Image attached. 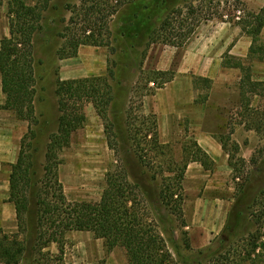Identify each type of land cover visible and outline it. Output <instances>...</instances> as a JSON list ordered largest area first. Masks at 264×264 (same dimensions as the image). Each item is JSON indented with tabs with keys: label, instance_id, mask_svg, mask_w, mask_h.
Listing matches in <instances>:
<instances>
[{
	"label": "rangeland",
	"instance_id": "rangeland-1",
	"mask_svg": "<svg viewBox=\"0 0 264 264\" xmlns=\"http://www.w3.org/2000/svg\"><path fill=\"white\" fill-rule=\"evenodd\" d=\"M5 1L7 9L3 11L1 6ZM9 1L2 0L0 5V21H7V24L9 19L5 20V15L8 14ZM23 1L30 6L37 4L35 0ZM117 1L103 0L105 15L117 5ZM209 1L198 0V3L207 4L209 11ZM153 2L138 0L123 7L116 16H107L105 22L102 21L107 24V32L104 33H111L104 37L109 38L114 51L112 54L107 47L99 50L107 56L104 57L107 58V71L103 76H108L112 87L113 102L108 109V122L99 117L92 103H85L86 122L73 134L69 146L62 149L57 154V160L51 163L58 165L57 181L71 203H99L106 188L107 175L123 163L135 164L138 179H141L142 163H151L149 176L157 177V186L164 181L167 183L173 176L169 171L176 169L180 173L186 166L183 209L186 225L190 221L191 226L190 229L185 228L181 221L172 220L180 245L179 252L184 257H193L196 250L185 248L187 239L192 243L191 232L199 238L202 235L209 239L206 228L221 219V216L195 214L198 199L207 213L213 203L228 207L230 211L245 203L242 221L223 254L232 258L248 245L250 236L256 235L258 230L264 231V46L261 50L256 48V53L250 55L252 41L247 35L234 25L214 20L204 22L184 48L158 43L153 44L145 55L149 38L141 39L136 30L147 25L149 29L144 35H149V31L160 27L168 14L166 8L158 9ZM242 2L247 10L255 13L264 9V0ZM178 3L177 7L183 6V2ZM69 5L80 6L81 0H53L49 10L42 13V28L34 39L38 123L33 127L36 134L32 142L34 168L32 186L27 192L29 204L24 215L25 233L19 227L15 205L10 202V177L30 124L20 120L13 111L0 112V236L27 241L33 249L37 232V194L44 193L47 187L50 195L58 190L55 179H51L53 175L48 177L45 171L47 147L50 137L58 132L61 116L56 95L57 82L73 80L72 77L77 75L75 70L80 69L81 64L78 57L64 60L59 57L65 43L62 38L65 27L69 25L77 33L82 32L83 24H69L73 16L67 8ZM233 5L234 0H218L211 10L225 13ZM259 43L264 45V29ZM233 49H236L234 54H229ZM227 54L231 59H225ZM238 60L244 63V71L224 64ZM216 64L221 67H215ZM165 72L180 73L181 80L176 83L178 89L174 90L175 93L161 90L166 87L169 75L159 73ZM214 73L218 85L213 99L203 103L205 97L209 99L213 92V84L210 88L202 81L197 87L188 88V83L193 81L194 84L195 77ZM245 74L250 75L251 82L241 88ZM158 94L161 95L159 98ZM4 102L1 100L0 104ZM150 115L157 117L159 125L163 124L164 138L170 141L166 144L161 142L159 128L163 149H157L151 140V122L144 120ZM203 130L211 132L221 150L217 163L207 154L214 163L211 170L197 161V156L201 157L198 154V147L201 148L198 138L205 145L210 139ZM7 141L14 144L8 155L5 154ZM29 142L28 138L26 143ZM64 246V253H61L58 244L53 242L43 250L44 255L33 252L31 261L33 264H129L124 249L109 251L106 241L96 238L91 232L66 233ZM219 260L215 258L205 264H227Z\"/></svg>",
	"mask_w": 264,
	"mask_h": 264
},
{
	"label": "trees",
	"instance_id": "trees-1",
	"mask_svg": "<svg viewBox=\"0 0 264 264\" xmlns=\"http://www.w3.org/2000/svg\"><path fill=\"white\" fill-rule=\"evenodd\" d=\"M35 1L37 2L35 6H30L23 0L8 2L10 35L0 41V73L3 93L6 96L5 103L0 104V111H13L20 120L30 124L28 136L22 141L18 161L12 166L10 177V202L15 205L19 227L23 233L24 215L29 204L27 192L32 186L34 168L32 142L36 134L33 127L38 123L35 109L37 89L34 39L42 28V13L49 10L53 0ZM137 1L118 0L117 5L106 15L103 0H81L80 6L69 5L67 8L73 15L69 24H83L82 32L77 33V30L74 31L69 25L65 27V33L62 35L65 43L59 51L61 60L76 58L82 46L107 47L113 54L109 38L104 37L111 33H104L107 32V24L102 21L106 20L107 16H116L123 7ZM180 1L183 2V6L177 7ZM216 1L218 0L209 1L208 11L207 4L198 3V0H154L153 3L158 5V9L166 8L168 14L160 27L149 31V35H144L149 29L147 25H142L136 30L141 39L149 38L144 54H147L153 44L158 43L183 48L204 22L214 20L234 25L247 35L252 41L250 55L256 53V48L261 50L264 46L259 43L264 29V9L255 13L247 10L242 0H234L233 7L227 9L225 13H220L219 10H211ZM133 23L136 26L135 22ZM226 58L231 59L229 54L225 56ZM224 64L244 71V63L241 60ZM159 74L169 75L165 83L175 78V72ZM202 81L211 88L212 81L202 77H195V87ZM247 82H251V79L250 75L245 74L241 88H244ZM56 95L61 116L58 132L50 137L47 147L48 163L45 171L48 177L53 175L51 179H55L58 190L50 195L47 187L44 193L37 194L38 218L34 249L27 241L2 235L0 264H33L31 261L33 252L44 255L43 250L53 242L57 243L59 251L64 253L66 233L72 231L93 233L96 238L106 241L109 251L115 248L124 249L129 264H205L215 258L226 261L227 264H264V231L261 230L250 236L248 245L240 253L234 254L232 258L223 255L242 221L245 203L232 208L224 230L208 247L196 251L193 257H184L180 254L178 236L172 220L177 219L186 227L183 209L185 203L183 180L186 166L180 173L176 169L169 171L173 176L171 175L167 183L164 181L162 185L157 186V177L149 176L148 169H152L151 163H142L141 179L136 176L135 164L123 163L116 171L107 175L106 188L99 203L68 201L56 178L58 165L51 162L57 160V154L69 146L73 134L86 122L85 103H92L99 117L108 122V109L113 102L112 87L108 76L59 80ZM207 100L208 96L202 102ZM144 120L151 122L153 129L151 140L155 147L163 149L159 141L157 117L145 116ZM28 138L30 142L26 143ZM110 146L114 148L113 145ZM198 154L201 157L197 156V161L205 169L211 170L214 163H211L207 153L198 147ZM185 248L192 250L189 239L185 241Z\"/></svg>",
	"mask_w": 264,
	"mask_h": 264
},
{
	"label": "crops",
	"instance_id": "crops-1",
	"mask_svg": "<svg viewBox=\"0 0 264 264\" xmlns=\"http://www.w3.org/2000/svg\"><path fill=\"white\" fill-rule=\"evenodd\" d=\"M1 9H3V11H6V9H7V2L6 1L1 6ZM7 18L8 17L5 15V20H7ZM8 24H9V20H8ZM8 24H7V21H2V20L0 21V40L5 38V37H9L10 27L8 26ZM243 39H244V37H243ZM250 47H251V44L249 45V49H250ZM102 48L103 47L82 46L79 49V53H78L77 57L79 58V61H81V64H80V67H79L80 69L75 70V73L77 75L75 77H72L73 80H75L76 78L77 79H82V78H92V77H103V75L106 74V71H107V65H106L107 64V58L104 59V57H107V56L104 54V52L99 51ZM177 49H180V48H177ZM235 50L236 49H233V50L229 51V54H234L233 52ZM212 53H214V52H212ZM216 66L221 67V65H217V64L215 65V67ZM171 69H174V68L171 67ZM214 70H215V68H214ZM178 72H180V71L178 70ZM194 76H192V79L194 78ZM204 76L205 77H202V78L210 79V80H212V82L214 80V82H215V83L214 82L212 83L213 84V92H211V94L209 95V99L207 100V101H209V100L211 101L213 99V96H214V91L217 88L216 86L218 85V81L215 80V79H217V75L214 73V74H205ZM179 78H180V73L176 74L175 78L173 79V81L168 82L165 85L166 87L164 89H161V90L163 92L164 91L173 92L175 89L177 90L178 88L176 87L177 86L176 83L179 80H181ZM188 86H189L188 88H191V87L194 88L193 81L192 82L189 81ZM192 92H193V94H195V92L193 90H192ZM174 93H175V91H174ZM169 94H172V93H169ZM176 94L179 95V92L176 91ZM156 96H157V98H159L161 95L158 94ZM183 97H184V95H183ZM1 100L2 101H4V100L6 101V96L3 93L2 78H1V73H0V101ZM199 117L203 118V115H199ZM159 128H160V140H161V142L164 143V144H166L167 142H170V141H167L164 138V135H163L164 128H163V124L162 123H161V125H159ZM203 131H204V133L207 136H210L211 140L208 138L209 140L206 141L207 144L205 145L202 142V140L200 138H198L199 139V146L207 154H209V156L211 155L212 160L215 163H217V162H219V159H220V156H221V153H219V151H221L219 149V143L217 141H215V139L211 136V132L209 130H203ZM0 135H1V132H0ZM7 143L8 144H7L6 151H5L6 155H8L9 152H12V148H13V145H14L13 142H11V141H7ZM198 201L199 202L196 205L195 214H198V213L207 214L210 217L221 216V219H219V221L215 222L212 227H207L206 228V230L209 233V239H206V237L202 236V235L199 238V237L195 236L193 234V232H191V234H190L191 235V241H192L191 247H192L193 250H196V251L208 247L211 244L213 238H216L223 231V229H224V227H225V225L227 223L228 215L230 213V209L228 207L217 206L215 203H213L211 205L210 211L207 213V212H205L202 209V207L204 206L202 201L200 199H198ZM229 205L230 204H228L227 206H229ZM184 213H185V210H184ZM187 223H188V225H186V227H189V229H190L191 222L188 221ZM213 232H215V233H213Z\"/></svg>",
	"mask_w": 264,
	"mask_h": 264
},
{
	"label": "built area",
	"instance_id": "built-area-1",
	"mask_svg": "<svg viewBox=\"0 0 264 264\" xmlns=\"http://www.w3.org/2000/svg\"><path fill=\"white\" fill-rule=\"evenodd\" d=\"M152 85H153V86H155V84H154V83H153Z\"/></svg>",
	"mask_w": 264,
	"mask_h": 264
}]
</instances>
